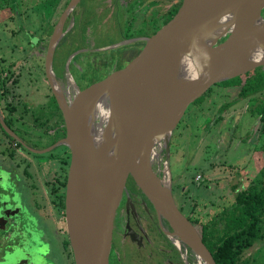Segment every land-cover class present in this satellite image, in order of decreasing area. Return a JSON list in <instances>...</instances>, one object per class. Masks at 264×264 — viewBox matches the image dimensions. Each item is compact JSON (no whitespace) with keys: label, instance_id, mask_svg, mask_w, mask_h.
<instances>
[{"label":"water","instance_id":"1","mask_svg":"<svg viewBox=\"0 0 264 264\" xmlns=\"http://www.w3.org/2000/svg\"><path fill=\"white\" fill-rule=\"evenodd\" d=\"M78 2L70 1L53 30L45 65L66 129L61 143L71 151L65 214L75 264H108L114 214L127 177L167 223L171 237L201 264H216L177 207L171 186L152 172L147 155L164 141L169 153L170 136L187 108L209 88L264 67V0H181L172 17L143 39L126 69L111 72L88 92L79 91L80 99L68 109L52 83L49 54L58 44V28L63 37L64 21ZM143 83L136 113L122 120L112 139L93 148L89 131L99 120L98 109L113 108Z\"/></svg>","mask_w":264,"mask_h":264},{"label":"rangeland","instance_id":"2","mask_svg":"<svg viewBox=\"0 0 264 264\" xmlns=\"http://www.w3.org/2000/svg\"><path fill=\"white\" fill-rule=\"evenodd\" d=\"M70 1L0 0V59H4L7 66L13 64L12 76H6L4 99L18 111L13 114L15 119L20 118L18 121L32 124L45 120L44 111L51 115V91L45 71L47 47L51 27L57 25ZM112 3L113 0L98 1V4L97 0H82L76 8L75 19L69 24L76 22L78 35L70 37L69 34L54 49L53 74L63 79L67 72L81 92L93 89L111 72L126 69L131 63L126 59L127 52L140 51L143 46L131 42L117 45L124 35L132 37L144 33L125 34V10L121 8L116 14L107 12L114 10ZM125 3L121 1V6ZM145 7L146 4L135 6L132 25H140L148 9ZM260 18L264 20L263 11ZM83 40L82 51L71 53ZM260 71L257 68L252 73L259 75ZM245 79L243 75L214 85L196 103L194 101L170 136L169 153L165 150L162 154V161H167L169 155L170 186L177 206L182 208L184 216L196 219L199 224H205L229 207L239 185L237 182L240 180L244 188L248 187L257 175L255 171L264 163V151L258 148L264 145V138L259 137L264 88L248 97L241 96ZM252 82L254 85L255 81ZM62 118L56 111L50 125H63ZM1 140L6 141V138L0 134ZM3 150L0 143V154ZM57 152L59 150L54 151ZM244 167L248 172L241 176ZM162 174L159 172L158 176L162 178ZM197 176L202 179L199 183L195 181ZM199 226L196 225L198 230ZM247 255L252 264H263L264 240L253 246ZM108 264H118L112 249ZM192 264H196L194 258Z\"/></svg>","mask_w":264,"mask_h":264},{"label":"flooded vegetation","instance_id":"3","mask_svg":"<svg viewBox=\"0 0 264 264\" xmlns=\"http://www.w3.org/2000/svg\"><path fill=\"white\" fill-rule=\"evenodd\" d=\"M98 1L106 0H97V4ZM121 1H126V8L125 5L121 6ZM81 2L79 0L71 11L72 15L70 13L65 19L64 35L71 28L73 32L75 21L73 25L69 24L71 19H75L76 8ZM178 3L181 0H113L114 10L107 12L116 14L121 8L125 10V34H144L132 37L124 35L119 42L140 46L144 38L161 28ZM141 4H146V14L142 16L140 25H132L133 9ZM55 26H52V32ZM83 44L85 46V41ZM83 48L76 50L75 54ZM133 50L128 51L127 56ZM262 68L259 69L262 71ZM261 71L260 76L264 75ZM50 91V111L61 113ZM5 93L0 92V134L6 138V141L0 142L4 146L0 154V264H75L66 227L65 198L71 151L61 143L66 132L63 118V125H50L56 111L50 112L51 115L44 111L43 122L30 124L18 121L20 118L13 116L17 110L10 102L6 103ZM3 117L8 120L7 125ZM1 120L14 136L5 131ZM14 150L19 152L15 153ZM56 150L59 152L54 153ZM177 207L182 210L180 206ZM170 232L167 223L158 219L149 201L127 177L113 219L111 249L116 253L118 264H188L182 258L181 251L190 250L172 238ZM170 245L174 248H170Z\"/></svg>","mask_w":264,"mask_h":264},{"label":"trees","instance_id":"4","mask_svg":"<svg viewBox=\"0 0 264 264\" xmlns=\"http://www.w3.org/2000/svg\"><path fill=\"white\" fill-rule=\"evenodd\" d=\"M179 5L180 3L176 4L174 10L168 14L166 20L172 17ZM83 23L81 22L82 25ZM77 31L74 25L70 37L78 35ZM67 36L65 37L66 39L68 38ZM75 40L77 41L78 38ZM83 47L84 44L82 42L80 47H73L71 53ZM137 53L138 51H131L126 59H133ZM4 63V59H0V92L5 91L6 76H12L10 69L13 64L11 63L7 66ZM253 71L244 75L246 79L241 86V96L248 97L264 88V75L260 76V73L259 75H255L252 73ZM252 81H255L254 85ZM238 84H240V81ZM53 102L55 107L58 108L56 102ZM0 109L2 110L1 105ZM261 109L263 110L260 116L262 126L259 137L264 138V101ZM54 111L51 110L50 112ZM1 114H3V111H1ZM3 120L7 125L8 120L6 117H3ZM258 148L260 151H264V145H259ZM188 219L196 229V225H200V229H197V231L216 264H252V259L247 253L253 246L264 240V165L248 187L234 194V200L231 205L224 208L219 214L212 217L211 220L205 224H199L196 219ZM169 247L174 248L172 245ZM176 258L178 259L177 256Z\"/></svg>","mask_w":264,"mask_h":264},{"label":"bare ground","instance_id":"5","mask_svg":"<svg viewBox=\"0 0 264 264\" xmlns=\"http://www.w3.org/2000/svg\"><path fill=\"white\" fill-rule=\"evenodd\" d=\"M61 38L62 36L58 28L57 42H59ZM49 56L50 59L53 58L52 50H50ZM49 73L55 90L64 106L68 109L74 107L75 103L80 99V93L70 75L66 72L63 79H57L50 70ZM145 88L146 83L139 85L127 98L109 110H103L102 108L98 109L99 114H101L99 120L91 125L89 131V140L93 148H98L112 139L120 127L119 124L123 122L122 120L136 113L145 92ZM168 139L169 138H166V140ZM165 149L166 141L161 142L158 146L151 149L147 155V160L152 172L156 176H158L159 172L163 173L160 182L162 184L164 183L166 188H169L171 184L169 166L166 161H162V152ZM197 261L199 262V260ZM199 264L201 263L199 262Z\"/></svg>","mask_w":264,"mask_h":264},{"label":"built area","instance_id":"6","mask_svg":"<svg viewBox=\"0 0 264 264\" xmlns=\"http://www.w3.org/2000/svg\"><path fill=\"white\" fill-rule=\"evenodd\" d=\"M200 180H202L200 176H197L195 178V181L196 182H199ZM181 256H182V258L184 260L186 259V263H188V264H192V259L193 258L196 260V264H199V262L197 261V259L194 257V255L190 251L189 252H187V251H183L182 252L181 251Z\"/></svg>","mask_w":264,"mask_h":264},{"label":"crops","instance_id":"7","mask_svg":"<svg viewBox=\"0 0 264 264\" xmlns=\"http://www.w3.org/2000/svg\"><path fill=\"white\" fill-rule=\"evenodd\" d=\"M263 165H264V163H263ZM262 167V166H261ZM261 167H259L255 172H259V170L261 169ZM248 170V168L247 167H244L243 169H242V174H241V176L242 175H244V174H247V171ZM239 185H238V187L235 189V191H234V194L236 193V192H238V191H240V190H242V189H245L244 187H245V185H242V182L239 180V182H237ZM244 186V187H243Z\"/></svg>","mask_w":264,"mask_h":264}]
</instances>
